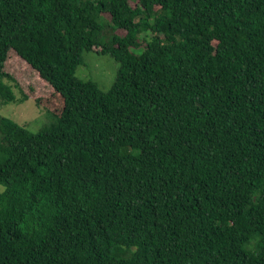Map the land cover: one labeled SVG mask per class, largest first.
<instances>
[{
	"label": "trees",
	"instance_id": "1",
	"mask_svg": "<svg viewBox=\"0 0 264 264\" xmlns=\"http://www.w3.org/2000/svg\"><path fill=\"white\" fill-rule=\"evenodd\" d=\"M10 56L50 120L0 116V264H264V0H0L2 104Z\"/></svg>",
	"mask_w": 264,
	"mask_h": 264
},
{
	"label": "rangeland",
	"instance_id": "2",
	"mask_svg": "<svg viewBox=\"0 0 264 264\" xmlns=\"http://www.w3.org/2000/svg\"><path fill=\"white\" fill-rule=\"evenodd\" d=\"M130 5L134 6V3L130 2ZM11 53L15 55L12 50ZM116 68V62L108 54L83 52L82 62L76 69V76L83 80H91L101 90L106 91L113 83ZM5 71L14 78L19 86L13 90L16 99L21 98V93L27 94L29 98L21 102L6 104H2L0 101V116L11 119L32 133L38 132L50 119L45 110L36 106L33 100L48 94L49 87L16 57L8 58ZM119 255L126 257L128 253L121 252Z\"/></svg>",
	"mask_w": 264,
	"mask_h": 264
}]
</instances>
